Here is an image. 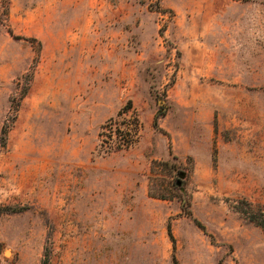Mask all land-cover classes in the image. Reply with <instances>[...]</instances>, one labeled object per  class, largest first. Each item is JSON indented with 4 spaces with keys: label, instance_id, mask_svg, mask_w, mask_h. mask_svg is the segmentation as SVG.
Here are the masks:
<instances>
[{
    "label": "rangeland",
    "instance_id": "obj_1",
    "mask_svg": "<svg viewBox=\"0 0 264 264\" xmlns=\"http://www.w3.org/2000/svg\"><path fill=\"white\" fill-rule=\"evenodd\" d=\"M241 199L264 207V0H0V264H264Z\"/></svg>",
    "mask_w": 264,
    "mask_h": 264
},
{
    "label": "trees",
    "instance_id": "obj_2",
    "mask_svg": "<svg viewBox=\"0 0 264 264\" xmlns=\"http://www.w3.org/2000/svg\"><path fill=\"white\" fill-rule=\"evenodd\" d=\"M125 111H120L118 113V117H121L122 114ZM119 124H122L124 126V129L122 131H118L119 135L122 136V140H123V146L127 147L130 144H132L137 136H138V129L140 127L139 121L137 119H133L131 122H129V120L127 121V119H122ZM118 121L117 119H109L108 122L106 123V125L104 127H102L103 129H107L110 126H118ZM130 125L132 126V128H130ZM4 132V131H3ZM101 135H105L104 131L101 133ZM108 137L110 135H107ZM120 145V144H119ZM236 209L237 211L242 214L249 222L253 223L254 225L258 226L259 228L262 229V231L264 232V207H257V208H253L252 205L247 202L244 199H241L239 201H237V205H236ZM190 216L191 212L188 210L186 211ZM193 220L196 222V224L201 228L204 229L203 225L197 221L195 218H193ZM168 234L170 236V239L172 242H174V238L170 229V225H168ZM0 252H1V244H0ZM9 252L8 250L5 251V253ZM173 260H174V264H177V260L176 257L173 256Z\"/></svg>",
    "mask_w": 264,
    "mask_h": 264
},
{
    "label": "water",
    "instance_id": "obj_3",
    "mask_svg": "<svg viewBox=\"0 0 264 264\" xmlns=\"http://www.w3.org/2000/svg\"><path fill=\"white\" fill-rule=\"evenodd\" d=\"M185 175H186V173L183 171L178 174V179L176 181L177 186L181 185L182 179L185 177Z\"/></svg>",
    "mask_w": 264,
    "mask_h": 264
},
{
    "label": "bare ground",
    "instance_id": "obj_4",
    "mask_svg": "<svg viewBox=\"0 0 264 264\" xmlns=\"http://www.w3.org/2000/svg\"><path fill=\"white\" fill-rule=\"evenodd\" d=\"M6 254H9L8 252Z\"/></svg>",
    "mask_w": 264,
    "mask_h": 264
}]
</instances>
